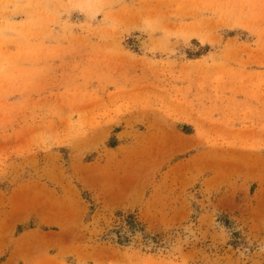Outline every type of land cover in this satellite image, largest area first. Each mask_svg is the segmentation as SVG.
I'll return each mask as SVG.
<instances>
[{"label": "rangeland", "instance_id": "374dc122", "mask_svg": "<svg viewBox=\"0 0 264 264\" xmlns=\"http://www.w3.org/2000/svg\"><path fill=\"white\" fill-rule=\"evenodd\" d=\"M0 264H264V0H0Z\"/></svg>", "mask_w": 264, "mask_h": 264}]
</instances>
